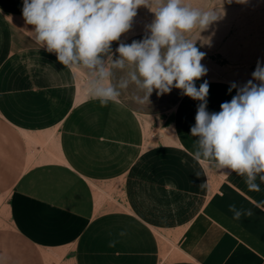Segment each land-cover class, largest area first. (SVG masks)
<instances>
[{
	"label": "crops",
	"instance_id": "obj_1",
	"mask_svg": "<svg viewBox=\"0 0 264 264\" xmlns=\"http://www.w3.org/2000/svg\"><path fill=\"white\" fill-rule=\"evenodd\" d=\"M22 6L0 0V264H264V183L188 154L200 101L173 87L137 103L106 53L120 95L102 105L85 91L98 68L40 48ZM229 88L209 87V112Z\"/></svg>",
	"mask_w": 264,
	"mask_h": 264
},
{
	"label": "clouds",
	"instance_id": "obj_2",
	"mask_svg": "<svg viewBox=\"0 0 264 264\" xmlns=\"http://www.w3.org/2000/svg\"><path fill=\"white\" fill-rule=\"evenodd\" d=\"M142 5H154V19L147 26L150 35L130 44L120 43L115 49L119 58L112 61L113 42L130 30ZM22 16L27 25L33 26L30 33L34 42L48 53H55L59 63L69 69L98 68V78L85 91L102 105L119 103L120 95L109 82L110 71L103 67L102 54L106 53L112 67L123 69L127 64L133 69L130 80L144 93L143 97H133L137 103H149L153 91L159 96L170 93L173 87L200 101L190 129L196 138L194 150L188 154L197 162L243 177L249 192H261L264 66L257 61L251 80L239 87L231 84L229 92L236 88V95L221 103L219 112L207 110L208 82L199 88L195 83L207 74V69L201 63L205 53L190 38L191 33L206 30L219 18L217 11L192 6L187 0H23ZM127 83L120 87H127ZM252 203L264 211V201ZM229 210L237 220L241 215L253 214L251 209L237 211L235 204Z\"/></svg>",
	"mask_w": 264,
	"mask_h": 264
},
{
	"label": "rangeland",
	"instance_id": "obj_3",
	"mask_svg": "<svg viewBox=\"0 0 264 264\" xmlns=\"http://www.w3.org/2000/svg\"><path fill=\"white\" fill-rule=\"evenodd\" d=\"M192 6L218 12V19L206 30H194L191 39L201 52L207 74L197 80L209 87L243 86L252 79L260 61L264 66V0H187ZM151 6H140L122 43L142 40L150 35L147 28L154 19ZM118 56L119 54L116 53ZM112 61H107L110 66ZM125 70L130 69L125 65ZM254 83H259L254 81ZM82 89V88H80ZM82 91V90H81Z\"/></svg>",
	"mask_w": 264,
	"mask_h": 264
}]
</instances>
